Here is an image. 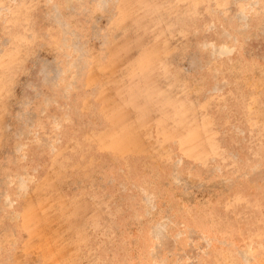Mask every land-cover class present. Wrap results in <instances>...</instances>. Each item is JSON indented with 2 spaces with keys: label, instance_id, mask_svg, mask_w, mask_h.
Returning <instances> with one entry per match:
<instances>
[{
  "label": "rangeland",
  "instance_id": "rangeland-1",
  "mask_svg": "<svg viewBox=\"0 0 264 264\" xmlns=\"http://www.w3.org/2000/svg\"><path fill=\"white\" fill-rule=\"evenodd\" d=\"M0 264H264V0H0Z\"/></svg>",
  "mask_w": 264,
  "mask_h": 264
}]
</instances>
